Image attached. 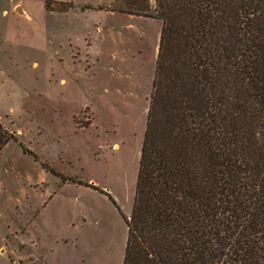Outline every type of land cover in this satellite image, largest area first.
<instances>
[{"label":"rangeland","instance_id":"1","mask_svg":"<svg viewBox=\"0 0 264 264\" xmlns=\"http://www.w3.org/2000/svg\"><path fill=\"white\" fill-rule=\"evenodd\" d=\"M123 1L0 0V264H122L161 25Z\"/></svg>","mask_w":264,"mask_h":264},{"label":"trees","instance_id":"2","mask_svg":"<svg viewBox=\"0 0 264 264\" xmlns=\"http://www.w3.org/2000/svg\"><path fill=\"white\" fill-rule=\"evenodd\" d=\"M152 1L115 6L161 23L122 264H264V0Z\"/></svg>","mask_w":264,"mask_h":264},{"label":"crops","instance_id":"3","mask_svg":"<svg viewBox=\"0 0 264 264\" xmlns=\"http://www.w3.org/2000/svg\"><path fill=\"white\" fill-rule=\"evenodd\" d=\"M3 13H6V9H5V10H3Z\"/></svg>","mask_w":264,"mask_h":264}]
</instances>
